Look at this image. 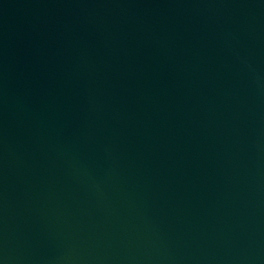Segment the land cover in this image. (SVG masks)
Here are the masks:
<instances>
[{"label": "water", "instance_id": "95a60500", "mask_svg": "<svg viewBox=\"0 0 264 264\" xmlns=\"http://www.w3.org/2000/svg\"><path fill=\"white\" fill-rule=\"evenodd\" d=\"M0 264H264V0H0Z\"/></svg>", "mask_w": 264, "mask_h": 264}]
</instances>
